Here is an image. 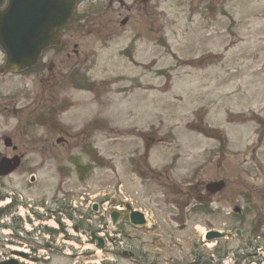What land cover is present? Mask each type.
Returning a JSON list of instances; mask_svg holds the SVG:
<instances>
[{
    "label": "rangeland",
    "instance_id": "obj_1",
    "mask_svg": "<svg viewBox=\"0 0 264 264\" xmlns=\"http://www.w3.org/2000/svg\"><path fill=\"white\" fill-rule=\"evenodd\" d=\"M208 1L83 2L80 9H89L91 12L94 8L101 7L104 2L103 8L106 11L103 14L115 20L113 31L101 30L98 34H90V26L91 28L88 27L82 32L83 49L93 57L89 74L96 80L109 83L110 87L108 91H103L99 105L89 102V105H93L89 106V110L83 112L72 109L62 116V120L74 128H79L85 122L89 111H95L97 107L101 126L96 131L92 125L88 127L89 135L92 134L93 138L70 137V144L65 146L57 144L56 136L49 132L46 151L41 148L42 139L45 137L34 143L30 142L36 139L30 137L22 140L14 137L17 142L27 143L30 149L38 145L40 148L31 150L26 155L24 164L14 173L0 177V189L23 203V217L28 219V214L33 215L32 210L45 213L46 206L57 209L59 199L61 202L67 199L70 203L68 211L72 215L73 201L86 210L90 201L100 203L104 200L101 208H107L104 216L106 219L108 212L116 207H124L129 198L132 201V195H135L137 204L143 205V202L148 209V225H152L157 219V215L154 216L152 212L158 214V201L147 196V187L139 177L137 183L133 184L134 175L129 164L131 152L143 151L141 136L146 134L153 138H162V144L151 151L153 153L149 157V164L152 168H159V151H162V168L170 165L173 155H176L175 151L179 152L178 164L169 173V180L187 179V174L193 168L199 181L207 183L224 179L227 182V187L214 198V216L195 213L186 215L185 218L178 216L183 215L182 211L171 199H167L168 191L163 189L162 182L160 263L188 264L193 256L190 246L193 245V240L202 237L203 229H233L237 224L232 214L234 205H239L243 200L239 187L245 182L254 181L256 177L254 148L249 147L247 155L243 154V144L247 142L244 129L250 126L251 135L254 134V127H259L258 134L263 129L262 124L256 122L258 117L251 113L264 105V0H210V8L207 6ZM123 17L130 18L126 26L120 24ZM154 19L162 26V47L158 44L159 32L152 30L151 20ZM136 26L143 32L132 54L135 60L131 61L123 52L136 32ZM106 34H109V38L102 37ZM160 71L162 72L159 73ZM202 116L205 118L203 126L189 122ZM226 118L230 119V124L224 121ZM15 123L14 119H10L4 125L0 116V135L1 131L12 135ZM208 127L220 130L219 133H223L225 138L207 144L204 136L199 135L200 131H188ZM91 128L93 132L90 131ZM194 137L200 138L202 142L196 143ZM79 140L94 142L102 161L101 167H94L92 174L84 179H80L72 162L73 159L80 163L88 161ZM2 144L0 142V152L5 153ZM261 145L264 148V139ZM52 146L53 150L47 151ZM197 146L200 147L196 151ZM133 149L135 150L132 151ZM31 176L35 177L34 181H31ZM155 194L158 196L157 186ZM80 197L84 198L79 202ZM250 206L253 208V204ZM125 215L123 212L122 224L113 233L114 236L111 238L106 234L111 245L103 250L88 240L89 232L79 234L70 230L68 235L72 238L68 242L67 236H57L49 240L39 231L41 224L36 220L31 225L23 221V231L17 235L12 232V227H16L13 220L8 224L10 227H0V258L16 253L14 255L24 261H47L39 264H90L101 261L129 264L131 260L121 255V245L127 248L131 242ZM15 217L20 219L17 214ZM184 222H188L190 226L180 230L179 226ZM0 225H3L1 221ZM245 228L247 229L243 232L246 235L254 231V228ZM120 231L121 234L116 236ZM150 239L151 237L146 236L137 241L142 251L151 249L152 244L148 243ZM46 240L53 243L46 246ZM243 243L245 239L240 240L237 237L213 241L209 246L200 242L196 251L203 253L205 258L213 259L211 264H235L233 252H239L240 247L243 249ZM112 246L114 249L116 246L120 248L113 253L109 250ZM216 247L222 257L215 254L214 259L210 254ZM17 249L27 254H18ZM177 254L184 261H172L169 258ZM45 257L49 259L44 260ZM249 262L252 261H238L237 264Z\"/></svg>",
    "mask_w": 264,
    "mask_h": 264
},
{
    "label": "flooded vegetation",
    "instance_id": "obj_2",
    "mask_svg": "<svg viewBox=\"0 0 264 264\" xmlns=\"http://www.w3.org/2000/svg\"><path fill=\"white\" fill-rule=\"evenodd\" d=\"M6 4L5 1L0 8L5 7ZM102 6L97 7L94 12H91L90 10L80 9L79 5L70 24L64 27L62 32L58 35L59 44L51 46L43 51L38 60L30 68L17 71H5L7 56L0 49V116L3 118L4 125H6L7 121H10V119H14L16 122L12 130L13 136L1 131L0 142L4 143L7 139L10 143L9 145H2V149L5 153L1 152V154L7 157L18 154L24 161L26 155L31 152V150H40L39 145L33 146V149H30V147H27V143L15 141L14 137L16 136L21 140L26 137L36 139L30 143L39 142L40 138L45 137V139H42L43 145L41 148L46 151L49 132H51L52 136H56L55 141L57 144L65 146L70 144V141H68L70 137L78 139L93 138L91 136L92 134L89 135L88 131V127L92 125V123L94 124L92 125L94 131L98 129V126L100 128L101 124L98 122V116L93 117V111H89L86 115L85 122L79 128H74L69 123L64 122L62 116L69 113L73 106H81L86 103V98L83 95L86 94L85 92L90 94V102L95 105H99L102 99V83L88 80V63H91L93 57L90 56L88 51L83 49L84 45L82 43L84 41L82 32L90 26H92V29L89 30L90 34H92L91 32L98 34L101 30L106 32L108 30L113 31L115 28V20H111L106 14H103L105 11H102ZM129 21V17H123L120 20V24L126 26ZM156 21V19L151 20L153 26L152 30L154 29V32L156 30L159 32L158 43L162 45V26L159 24L160 22L156 23ZM134 28L136 32H134L130 38L125 52L126 57L130 58L131 61L135 60L132 54L143 32L139 26ZM102 37L109 38V34ZM257 123L262 124L260 117H258ZM93 129L91 128L90 131L93 132ZM4 130L7 132L6 129ZM141 138V148L143 151L141 153L137 151L136 153L131 152L132 154L129 158L130 169L134 175V183H132H137L136 180L139 177L142 184L147 187V196L150 199H156L158 201V225L153 229H159V244L160 250L162 251V182L167 191L178 193V199L174 201L181 203V207L184 210L186 209L188 213H192L193 209H197L198 206H200L203 212L207 211L213 214V211L206 206L209 204L213 205L214 196H208L205 193L206 183L197 180L195 176L192 177L193 181L191 183H186L184 185L185 187L176 184L168 186L166 182L170 179V176L166 173H162V151L158 152V156L161 159L159 168H152L149 164V157L153 153H151V151L154 148L152 143L162 144V138H153L146 134H143ZM58 139L61 141L58 142ZM263 139L264 134L259 137V142L257 144L258 158H256V177L254 181L245 182L239 187L245 195L254 198L253 208L250 209L251 206H248L249 208L246 209V212L248 213L247 216L255 218L252 225H249L246 219L243 222L241 221L240 224L243 223L245 227L249 226L254 228L255 234L262 232L261 235H264V148H262L261 145ZM79 141L82 143V152L87 153V151H89L91 163L97 164L98 161L94 157L96 156L94 152L96 150L95 145H93L94 142L87 143L86 141ZM53 148L54 146L47 151H52ZM134 150L135 149L132 151ZM140 176L144 179H141ZM156 186L158 187V196L155 194ZM133 199L132 203L135 206L137 202L135 198ZM257 201L261 203L259 204ZM142 204L143 205L137 204L140 205V207H136V209L146 212V206H144L145 204L143 202ZM6 212L7 208L3 210L4 214H6ZM181 228L186 227L183 225ZM132 229L133 233L130 240L134 250H131L133 255L130 256L131 261H129V264H161L160 261H162V258H158V261H142L144 257L141 255L142 250L137 245V241L141 240L143 236L137 235L136 232L145 233L144 231L146 229H136L134 227ZM146 231L149 232L151 229ZM253 234L254 233L248 234L247 237L250 239L251 236L253 237ZM147 255H149V253H147ZM194 263H197V261H194Z\"/></svg>",
    "mask_w": 264,
    "mask_h": 264
},
{
    "label": "water",
    "instance_id": "obj_3",
    "mask_svg": "<svg viewBox=\"0 0 264 264\" xmlns=\"http://www.w3.org/2000/svg\"><path fill=\"white\" fill-rule=\"evenodd\" d=\"M1 1V0H0ZM78 0H10L6 10L0 12V44L8 54L10 64L21 67L34 62L47 46L57 43L55 33L70 19ZM17 163L11 165L0 161V174L11 172ZM221 183L211 184L213 190ZM117 213L112 214L115 220ZM225 234L212 231L208 239L224 237ZM102 244V239H98ZM0 264H17L6 261Z\"/></svg>",
    "mask_w": 264,
    "mask_h": 264
}]
</instances>
